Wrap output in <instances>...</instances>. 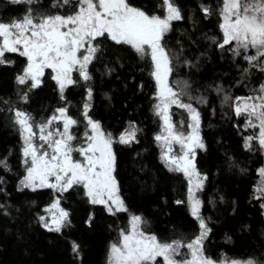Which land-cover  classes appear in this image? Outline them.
I'll return each instance as SVG.
<instances>
[{
	"label": "snow or ice",
	"instance_id": "snow-or-ice-1",
	"mask_svg": "<svg viewBox=\"0 0 264 264\" xmlns=\"http://www.w3.org/2000/svg\"><path fill=\"white\" fill-rule=\"evenodd\" d=\"M13 6L23 5V11L7 18L0 16V65L15 66L13 54L23 58L22 67L14 74V98L0 96V111L19 134V162L24 173L17 190L31 192L48 189L51 202L44 214H37L41 226L48 232L63 236L73 226L72 210L65 207L73 193H80L87 203L100 205L113 217L127 213L126 223L115 227L116 238L110 242L107 264H264V253L246 258L222 254L214 258L207 253L206 241L213 231L211 217H205L202 197L208 174L198 166L200 152L208 151L202 131V107L211 106V89L221 97V106L232 109L242 124L244 149L264 152V82L250 87L248 95L233 96L230 87H248L252 70L264 73V0H218L216 7L201 2L198 8L204 18H218V33H201L204 40L219 50L221 58L230 53L239 63L240 78L226 87L223 81L194 89L192 69L205 52L192 58L183 41L176 39V22L185 20V11L178 0H159L153 7L138 5L132 0H8ZM196 21L193 20V28ZM191 45L200 47L197 39L188 36ZM178 47H172V43ZM145 62L152 80L151 110L161 131L154 140L160 147V161L172 173L186 180L184 199L176 204L186 205L196 231L180 232L161 237L149 229L142 213L132 212L121 194L117 177L116 144H138L142 131L135 120L118 133L104 128L91 115L97 85V71L111 76L117 65L111 58L112 48H125ZM117 60L119 57L116 58ZM122 66V65H121ZM180 67L187 70L181 76ZM54 82L57 105L39 115L31 110L34 97ZM143 90L144 83L139 85ZM83 90V103L74 114L70 89ZM110 98V97H109ZM27 106V107H26ZM182 119L174 120L175 111ZM212 112L216 109L213 107ZM82 128V131H81ZM247 132L248 134H244ZM179 145L177 151L175 146ZM74 154H78L76 158ZM229 168L246 169L234 156L226 154ZM0 167L7 172L12 166L5 156ZM255 198L264 199V167ZM3 177H0L2 184ZM223 195L220 200H224ZM215 206V200L211 201ZM264 208V204L260 205ZM10 205L0 203L4 216H11ZM96 214L90 213L86 223L93 225ZM231 240V237H228ZM73 257L83 261V245L69 238Z\"/></svg>",
	"mask_w": 264,
	"mask_h": 264
},
{
	"label": "trees",
	"instance_id": "trees-1",
	"mask_svg": "<svg viewBox=\"0 0 264 264\" xmlns=\"http://www.w3.org/2000/svg\"><path fill=\"white\" fill-rule=\"evenodd\" d=\"M132 2L150 8L159 4V0ZM178 2L186 18L176 22V39L184 42L186 53H190L192 58L199 56L201 51L205 52L198 65L199 70L194 68L191 72L194 89L218 81H223L226 87L235 85L240 78V69L236 64L246 67V62L242 59L232 61L227 52L221 58L219 50L201 36V33L219 34L218 18L215 15L204 18L198 5L204 2L216 7L218 0ZM23 7L0 0V16L7 18L22 12ZM193 20L196 21L195 29ZM189 35L197 39L200 47L191 45ZM172 47H178L175 41ZM111 58L117 65L116 71L111 76L103 75V68L97 71L90 114L113 133L127 127L130 120H135L142 130L138 144L114 145L121 194L132 212L142 213L150 221L149 229L152 232L166 238L181 231L191 234L196 231V225L186 205L175 203V200L185 198L187 182L181 174L169 172L164 167L160 161V147L154 140L160 126L151 110L153 82L145 62L127 47L112 48ZM13 59L16 60L15 66L0 65V96L12 95L14 98V74L22 67L23 60L15 54ZM179 73L184 76L187 70L180 67ZM46 79L49 80L48 87L34 97L31 105V110L39 115L58 102L54 82L47 76ZM141 82L144 83L143 90L139 87ZM261 82H264V73L253 69L246 82L248 87L240 85L229 90L233 96L248 95L249 88L258 87ZM205 94L210 96L211 101V106L201 109L202 131L208 151L200 152L198 166L208 174L202 193L205 201L203 214L211 217L209 224L213 229L206 241L207 253L214 258H220L222 254L237 258L260 255L264 253V208L260 206L263 200L255 198V189L261 180L258 169L264 167V155L259 150L250 152L244 149L241 130L234 127V124H242L243 118L237 120L230 107H222L221 97L211 89ZM68 96L74 108L71 111L76 114L83 103V90L70 89ZM213 107L215 113L211 110ZM6 117L7 113L0 111V159L7 156L12 171L7 172L0 167V177L4 181L0 184V203L10 205L8 210L12 215L4 216L0 209V264H81L70 251L69 238L82 243V264H107L109 244L117 235L115 227L109 226L114 222L123 226L128 214L110 216L102 206L88 204L86 198L77 192L63 201L64 206L72 210L73 226L66 229L63 236L44 229L37 214H44L45 206L51 202L50 190H17L24 173L19 162L21 143L17 130ZM226 154L234 156L246 171L241 173L238 168L229 169L224 163ZM221 195L225 197L224 200H220ZM212 200H215V206ZM93 212L96 214L95 220L89 227L86 220Z\"/></svg>",
	"mask_w": 264,
	"mask_h": 264
},
{
	"label": "rangeland",
	"instance_id": "rangeland-1",
	"mask_svg": "<svg viewBox=\"0 0 264 264\" xmlns=\"http://www.w3.org/2000/svg\"><path fill=\"white\" fill-rule=\"evenodd\" d=\"M74 109V108H73ZM72 109V110H73ZM180 119H182V115H181V111L179 110H176L175 111V115H174V120L176 121H179ZM160 131H161V128H160ZM176 150L178 151L179 150V145H176L175 146ZM262 154L264 155V152H262ZM74 156H76V158H79L78 154H74ZM261 181V180H260ZM260 183V182H259ZM263 200V204H264V199ZM100 206V205H99Z\"/></svg>",
	"mask_w": 264,
	"mask_h": 264
},
{
	"label": "flooded vegetation",
	"instance_id": "flooded-vegetation-1",
	"mask_svg": "<svg viewBox=\"0 0 264 264\" xmlns=\"http://www.w3.org/2000/svg\"><path fill=\"white\" fill-rule=\"evenodd\" d=\"M3 1H5V2H8V0H3ZM14 55V54H13ZM19 58H21L22 60H23V58L22 57H19Z\"/></svg>",
	"mask_w": 264,
	"mask_h": 264
}]
</instances>
